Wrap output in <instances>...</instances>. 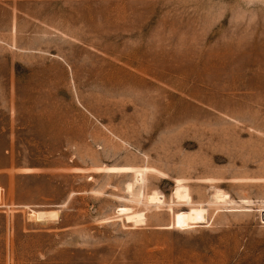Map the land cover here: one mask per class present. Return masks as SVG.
<instances>
[{"label":"rangeland","instance_id":"1","mask_svg":"<svg viewBox=\"0 0 264 264\" xmlns=\"http://www.w3.org/2000/svg\"><path fill=\"white\" fill-rule=\"evenodd\" d=\"M262 207L264 0H0V264H264Z\"/></svg>","mask_w":264,"mask_h":264},{"label":"bare ground","instance_id":"2","mask_svg":"<svg viewBox=\"0 0 264 264\" xmlns=\"http://www.w3.org/2000/svg\"><path fill=\"white\" fill-rule=\"evenodd\" d=\"M126 191L131 196V198L137 199L140 203L144 199H146V202L153 206L164 204V196L160 195L156 191L150 194H146L143 175L141 173L135 174L132 181L127 184ZM174 194H175V200L177 202H180L190 208L188 211H180L175 214L174 216L175 228L177 229L189 228L190 226L194 224H201L206 220L205 210L202 209L201 207L193 206L190 191L187 187H178ZM212 202L227 203L229 202V198L226 194H223L218 191L213 196ZM259 211H261V213L264 214V207H262V209ZM57 213H58L57 211H51V212L39 211V212H36L34 216L35 218L43 221V220L52 219V218L55 219V217L57 216ZM144 220H145V214L140 213V212L125 216V221L133 225H136V224L138 225V223L141 224V222H143Z\"/></svg>","mask_w":264,"mask_h":264},{"label":"built area","instance_id":"3","mask_svg":"<svg viewBox=\"0 0 264 264\" xmlns=\"http://www.w3.org/2000/svg\"><path fill=\"white\" fill-rule=\"evenodd\" d=\"M263 219H264V214H263Z\"/></svg>","mask_w":264,"mask_h":264}]
</instances>
